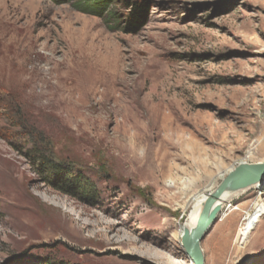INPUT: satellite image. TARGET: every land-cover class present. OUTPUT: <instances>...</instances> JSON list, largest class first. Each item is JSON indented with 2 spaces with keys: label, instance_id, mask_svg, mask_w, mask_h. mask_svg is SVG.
Here are the masks:
<instances>
[{
  "label": "rangeland",
  "instance_id": "1",
  "mask_svg": "<svg viewBox=\"0 0 264 264\" xmlns=\"http://www.w3.org/2000/svg\"><path fill=\"white\" fill-rule=\"evenodd\" d=\"M22 118L91 197L34 172ZM241 163H264V0H0V264H189L177 225ZM243 191L205 264H264V216L235 244L264 202Z\"/></svg>",
  "mask_w": 264,
  "mask_h": 264
},
{
  "label": "trees",
  "instance_id": "2",
  "mask_svg": "<svg viewBox=\"0 0 264 264\" xmlns=\"http://www.w3.org/2000/svg\"><path fill=\"white\" fill-rule=\"evenodd\" d=\"M110 2L114 0H108ZM92 8V9H91ZM89 9H82L83 12L101 16V12ZM128 9L130 12L125 21H116L118 28H123L126 34H134L138 32L146 23L148 15V5H141L138 1L129 3ZM120 30V29H118ZM22 123L19 124L18 130L15 131L14 137L28 142L25 156L30 160L34 172L44 178V182L54 181L61 183L64 187L66 184L74 192L81 193L82 195L92 196L91 181L83 179L80 174L70 175L77 167L69 165L66 161H61L54 151L53 144L45 133L35 127L30 128L22 118ZM11 123V118L8 119Z\"/></svg>",
  "mask_w": 264,
  "mask_h": 264
},
{
  "label": "bare ground",
  "instance_id": "3",
  "mask_svg": "<svg viewBox=\"0 0 264 264\" xmlns=\"http://www.w3.org/2000/svg\"><path fill=\"white\" fill-rule=\"evenodd\" d=\"M224 178V177H223ZM264 188V184L256 185L251 187L250 189L254 190H262ZM241 191H232L227 190L224 195L222 196L221 200L217 203V206L220 207L221 211L218 215L217 222L222 223L219 227V231H224L226 227H230L231 223L229 218L234 216L235 212L239 209H235L233 203L239 198V193ZM244 192V191H243ZM209 194H202L194 197L191 209L189 214L183 224L177 225L176 229L177 232L174 234L173 239L177 242V244L181 247V249H185L183 247V236L186 231L192 233L198 226V222L203 211L205 202ZM235 211V212H234ZM228 213V215H226ZM237 214V213H236ZM264 216V202H259L255 205L253 211L251 213H247L244 219V223L242 224L240 236L235 240V244L238 245L240 250H244L247 246L246 240L248 236H252L256 229L259 227L262 221V217ZM216 222V223H217ZM214 227V226H213ZM227 229V228H226ZM228 230V229H227ZM226 230V231H227ZM225 232V231H224ZM230 237V234H229ZM227 250V249H226ZM140 255L149 258L155 262H166V258L164 254L156 250L151 246H143L138 249ZM186 255V253H185ZM187 257V256H186ZM188 258V257H187ZM176 261H173L174 264L177 263H185V257H176ZM189 264H193L191 260H189ZM212 264H224L222 258L219 261H213Z\"/></svg>",
  "mask_w": 264,
  "mask_h": 264
},
{
  "label": "water",
  "instance_id": "4",
  "mask_svg": "<svg viewBox=\"0 0 264 264\" xmlns=\"http://www.w3.org/2000/svg\"><path fill=\"white\" fill-rule=\"evenodd\" d=\"M260 184H264V163H241L230 171L219 186L209 194L197 228L192 233L186 231L183 236L186 256L193 264H205L201 244L218 220L221 209L217 203L224 193L227 190L243 191Z\"/></svg>",
  "mask_w": 264,
  "mask_h": 264
}]
</instances>
